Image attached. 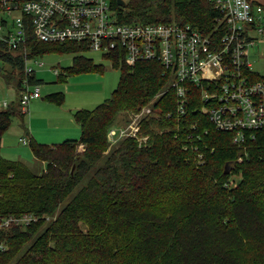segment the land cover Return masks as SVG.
<instances>
[{
  "label": "trees",
  "instance_id": "1",
  "mask_svg": "<svg viewBox=\"0 0 264 264\" xmlns=\"http://www.w3.org/2000/svg\"><path fill=\"white\" fill-rule=\"evenodd\" d=\"M117 9L122 23H188L214 38L226 32L213 0H128ZM29 45L37 57L74 55L72 65L60 67L61 81L104 68L85 55L90 50L83 42L31 37ZM0 46L13 68L8 79L20 88L24 61ZM103 56L121 71L118 87L95 109L73 112L80 138L55 145L30 139L33 155L45 163L42 173L2 156L14 117L26 114L19 100L0 109V216L33 217L0 231L8 246L0 251V264H264V128L254 137L247 133L249 157L238 163L233 134L203 111L210 106L203 97L213 92L211 84L186 82L181 114L160 62L129 65L121 49ZM250 74L253 82H264L259 72ZM45 99L62 105L65 93ZM147 106L153 110L141 120V137L110 149L108 136L119 118L128 121ZM235 173L242 178L230 184Z\"/></svg>",
  "mask_w": 264,
  "mask_h": 264
},
{
  "label": "built area",
  "instance_id": "2",
  "mask_svg": "<svg viewBox=\"0 0 264 264\" xmlns=\"http://www.w3.org/2000/svg\"><path fill=\"white\" fill-rule=\"evenodd\" d=\"M213 1L224 14L226 32L221 38L175 21L122 23L117 6L126 4L120 5L119 0H0V43L24 61V77L18 88L22 112L26 114L30 102L41 97V88L32 79L37 77L36 67L45 65L41 56L33 55L30 38L46 43L83 42L89 50L103 55L121 49L129 65L160 62L169 76V86L176 89L181 114L189 89L185 83L211 84L213 92L203 97L210 106L203 111L219 129L234 131L236 142L244 141L247 133L264 128V82H253L250 74L254 72L250 49L264 43V2ZM0 61L5 64H0V72L8 79L12 64L1 52ZM54 70L59 74V69ZM10 106L11 102L0 97V109ZM152 110L147 106L135 114L136 126L130 129L113 127L110 139L138 133L142 118ZM32 219L31 215L0 216V231L14 224L27 225ZM7 249V243L0 239V251Z\"/></svg>",
  "mask_w": 264,
  "mask_h": 264
},
{
  "label": "rangeland",
  "instance_id": "3",
  "mask_svg": "<svg viewBox=\"0 0 264 264\" xmlns=\"http://www.w3.org/2000/svg\"><path fill=\"white\" fill-rule=\"evenodd\" d=\"M250 53L252 68L264 75V57L261 56L264 54V44L252 47L250 49ZM85 55L104 65L102 73L82 72L80 74L69 76L66 81L59 80L58 74L54 69H60V67H68L72 65L74 55L72 53L60 54L53 52V54H46L42 57L45 65L39 68L36 67L37 79L43 80V82L39 84L41 88V97L40 99L30 102L31 105H29V113L26 114V118L22 119L20 117H14L12 125L4 135L1 144V153L4 158L8 160L21 161L26 166H29L35 173L39 174L42 173L45 163L42 161L40 162L35 158L29 142L24 144L22 142L23 138H28L27 140L30 141L33 136L34 138L36 137L39 142L48 144L63 142L70 138H80L82 131L77 133L76 130L71 131L70 136H64L66 135V130L61 133L57 130H48L46 122L42 120V116H50L53 114V112L51 113L52 110H61L60 112L66 115L68 112L71 113L69 111L71 108H75V110L83 108L95 109L99 104L105 102V100L111 97L113 90L118 87L117 85L120 79L121 71L114 67L113 60H109L104 57L103 53L100 51L95 52L90 50L85 52ZM0 64H2V66L5 65L3 61H0ZM5 69H8V67L5 66ZM9 69L11 71V68ZM17 86L18 80L13 78L7 79L4 72H0L1 99L8 100L9 102L19 100V89ZM54 92H64L66 94L65 103L63 105H58L45 100L47 95ZM156 97L157 95L155 98ZM155 98L151 103L155 102ZM36 103H40V106L36 111H34L33 106ZM130 116L131 118L128 119V121V116H121L119 121L113 127L130 129L131 126H136L134 123L135 114H131ZM229 132L233 134V137H235L236 133L234 131ZM249 134H251V137L255 136V134L252 135V132L248 133V135ZM135 135L140 136V131L138 133L134 131L133 136L137 137ZM130 136L132 135L128 134L123 137L118 135L115 139H110L109 135L108 140L110 141V149L116 146L120 140L126 139ZM145 138L147 140L148 137ZM140 141L142 140L140 139ZM246 141V137L244 141L241 142H236L234 140V143L236 144L235 146L239 150V157L237 159L238 163H242L246 156L249 157L247 153L248 145H244ZM82 147L83 146H81L80 151H83ZM238 175L235 173L234 176L236 177L232 179L230 178L229 183L236 184V181L239 178L241 180V174ZM27 249L28 244H25L19 255Z\"/></svg>",
  "mask_w": 264,
  "mask_h": 264
},
{
  "label": "crops",
  "instance_id": "4",
  "mask_svg": "<svg viewBox=\"0 0 264 264\" xmlns=\"http://www.w3.org/2000/svg\"><path fill=\"white\" fill-rule=\"evenodd\" d=\"M256 1L264 2V0H256ZM260 44H264V43H260ZM260 44H257L256 46H259ZM261 56L264 57V54H262ZM250 58H251V56H250ZM254 71H256V70H254ZM65 98H66V94H65ZM18 99H19V94H18ZM30 105H31V103H30ZM39 106H40V103H36L33 106L34 111H36L39 108ZM60 111L61 110H57V111L52 110L51 113L53 112V114H51L50 116H42V120H44L46 122V126H47L48 130H50V131L57 130V131H59V133L64 132L66 130V135H64V136H70L71 131L76 130V133L82 131L80 129V126L77 123L75 117L73 116V112L75 111V108L69 109V111L71 113L68 112V114H66V115L61 113ZM27 113H29V111ZM32 138H34V137L32 136ZM23 139H25V138H23ZM35 139L38 141V139L36 137H35ZM70 139H72V138H70ZM70 139H68V140H70ZM42 143H44V142H42ZM55 143H60V142H55ZM55 143H52L50 145H55ZM46 144H48V143H46Z\"/></svg>",
  "mask_w": 264,
  "mask_h": 264
},
{
  "label": "water",
  "instance_id": "5",
  "mask_svg": "<svg viewBox=\"0 0 264 264\" xmlns=\"http://www.w3.org/2000/svg\"><path fill=\"white\" fill-rule=\"evenodd\" d=\"M119 4L124 6L126 4L125 0H119ZM235 162L232 163V165L229 166V168L227 169L228 171H230L232 167H234Z\"/></svg>",
  "mask_w": 264,
  "mask_h": 264
}]
</instances>
